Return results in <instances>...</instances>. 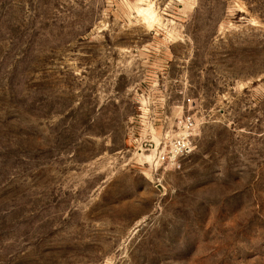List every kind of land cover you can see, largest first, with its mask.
Wrapping results in <instances>:
<instances>
[{
	"label": "rangeland",
	"instance_id": "rangeland-1",
	"mask_svg": "<svg viewBox=\"0 0 264 264\" xmlns=\"http://www.w3.org/2000/svg\"><path fill=\"white\" fill-rule=\"evenodd\" d=\"M0 264H264V0H0Z\"/></svg>",
	"mask_w": 264,
	"mask_h": 264
},
{
	"label": "built area",
	"instance_id": "built-area-1",
	"mask_svg": "<svg viewBox=\"0 0 264 264\" xmlns=\"http://www.w3.org/2000/svg\"><path fill=\"white\" fill-rule=\"evenodd\" d=\"M185 101L188 105L193 102L190 97H187ZM176 126L178 131L169 137L162 149L155 154L156 164L173 169L179 168L181 160L189 156L195 148L194 136L197 124L189 109L177 120Z\"/></svg>",
	"mask_w": 264,
	"mask_h": 264
},
{
	"label": "bare ground",
	"instance_id": "bare-ground-1",
	"mask_svg": "<svg viewBox=\"0 0 264 264\" xmlns=\"http://www.w3.org/2000/svg\"><path fill=\"white\" fill-rule=\"evenodd\" d=\"M150 157V156H149ZM148 159V157H146ZM150 159V158H149Z\"/></svg>",
	"mask_w": 264,
	"mask_h": 264
}]
</instances>
